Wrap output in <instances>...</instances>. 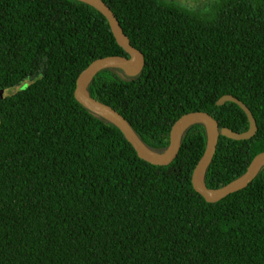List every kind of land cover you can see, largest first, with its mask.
Wrapping results in <instances>:
<instances>
[{
    "label": "trees",
    "instance_id": "16d2710c",
    "mask_svg": "<svg viewBox=\"0 0 264 264\" xmlns=\"http://www.w3.org/2000/svg\"><path fill=\"white\" fill-rule=\"evenodd\" d=\"M144 54L138 72L100 69L87 89L156 153L186 112L220 128L204 180L224 186L264 150V0H104ZM127 55L106 16L83 0H0V264H264V164L216 201L192 184L207 143L190 124L168 165L141 158L121 129L75 96L93 60Z\"/></svg>",
    "mask_w": 264,
    "mask_h": 264
},
{
    "label": "water",
    "instance_id": "95a60500",
    "mask_svg": "<svg viewBox=\"0 0 264 264\" xmlns=\"http://www.w3.org/2000/svg\"><path fill=\"white\" fill-rule=\"evenodd\" d=\"M83 1L94 5L106 16L116 40L127 52V55H107L93 60L79 73L76 79L74 91L76 98L92 111L115 123L135 147L139 156L156 165L170 164L178 153L183 131L193 122H204L207 128V143L202 156L192 172L194 189L205 199L216 201L230 193L245 188L255 177L259 168L264 164V150L253 157L246 171L241 176L224 186L216 188L209 187L204 180V173L214 156L220 134L237 140L248 139L256 134L258 125L250 108L238 97L232 94H224L218 98L216 103L218 105L224 104L227 101L237 103L247 115L249 121L247 130L239 132L228 126L220 128L219 121L209 112L202 110L190 111L178 117L172 124L169 144L166 150L163 153L154 152L142 142L129 121L118 110L93 97L87 89L89 81L100 69L108 66H119L130 72H138L144 64L145 57L140 49L132 45L129 37L123 31L118 18L104 0ZM0 96H2L1 91Z\"/></svg>",
    "mask_w": 264,
    "mask_h": 264
},
{
    "label": "rangeland",
    "instance_id": "374dc122",
    "mask_svg": "<svg viewBox=\"0 0 264 264\" xmlns=\"http://www.w3.org/2000/svg\"><path fill=\"white\" fill-rule=\"evenodd\" d=\"M172 1H175V2H177L183 6H186V7L192 8V9L204 10L207 8L208 4L212 0H172ZM32 80H33V78H27L21 84H19L17 86H14V87L9 88V89H4L1 91V95H7V94L14 93L18 89L24 87L25 84L30 83Z\"/></svg>",
    "mask_w": 264,
    "mask_h": 264
}]
</instances>
